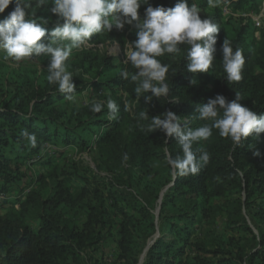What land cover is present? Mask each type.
<instances>
[{"label":"trees","instance_id":"16d2710c","mask_svg":"<svg viewBox=\"0 0 264 264\" xmlns=\"http://www.w3.org/2000/svg\"><path fill=\"white\" fill-rule=\"evenodd\" d=\"M226 2L236 11L247 5L253 9L262 6L264 16V0ZM176 3L177 0L149 2L153 7L166 8ZM188 4H192L191 0ZM50 7L48 3L35 9V18L48 20L45 27L49 30L57 20ZM13 8L10 4L0 13V19ZM200 16L211 17L220 27L212 67L206 73L188 72L185 45H181L179 55L158 57L170 66L167 97H153L148 102L143 96L137 99L136 84L120 76L123 70H137L119 56L100 52L84 51L68 69L79 70L72 78L75 94L89 88L102 90L99 100L105 102V107L100 113L90 111L91 102L71 107L65 94L56 85L48 84L46 77L0 69V193L8 195L21 190L19 181L24 174L19 169L20 161L38 155L46 144L89 150L100 171L110 165H123L125 154L132 167L127 175L130 192L124 193L115 177L103 181L100 176L101 179L91 181V169L80 162L71 161L60 167L53 157L42 158V164L52 166V171L39 175L37 188L16 199L18 210L11 207L0 214V264H74L85 250L102 240L104 230L110 232L114 225L119 255L113 264H264V148L263 158H256L249 166L246 159L254 144H264V133L249 136L236 146L214 129L207 141L194 145L203 146L210 154L208 164L199 173L179 176L167 164V174L155 181L139 174L149 160L166 159L165 149L173 157L182 155L174 137H167L160 130L147 131L152 116L171 110L189 127L196 128L204 123L196 118L197 105L206 104L217 94L231 101L237 92L243 106L258 116L264 114V19L257 38V29L248 17L223 20L220 11ZM127 37L129 42L134 41L135 29ZM113 38L111 31L99 33L91 37L89 44L108 40L122 44V40ZM225 38L233 42L234 49H243L245 65L239 82L227 81L223 70L220 48ZM108 98L119 107L115 120L108 119ZM143 110L149 115L148 120L140 118ZM23 129L36 135L35 148L21 138ZM165 187L158 212L162 234L146 249L142 242L155 233V219L139 196L146 193L158 199ZM241 193L245 196L243 202L238 197ZM222 199L231 200L238 212H233L227 227L214 233L213 247L190 241L188 236L197 228L195 218L208 217L211 202ZM242 206L260 224V247L256 249L247 250L228 235L249 231L241 214ZM115 216L119 221L114 220ZM142 254L146 258L140 262Z\"/></svg>","mask_w":264,"mask_h":264},{"label":"clouds","instance_id":"9594fccd","mask_svg":"<svg viewBox=\"0 0 264 264\" xmlns=\"http://www.w3.org/2000/svg\"><path fill=\"white\" fill-rule=\"evenodd\" d=\"M207 2L209 7L215 8L226 0ZM48 3L51 4L49 11L57 17L51 30L45 27L48 20L35 18V9ZM10 4L14 5L13 10L0 19L2 58L20 62L41 55L47 57L48 84L56 85L71 102L77 99L73 73L68 71L67 64L73 50L88 45L95 34L108 33L113 28L131 25L135 29L136 39L125 45L124 63H130L137 71L123 70L120 76L136 84V97L143 96L145 102L153 97H167L170 93L167 82L170 66L158 57L179 55L181 45H185L187 71L193 74L208 72L214 61L220 27L211 17L202 19L201 9L195 3L189 6L188 0H177L171 8L153 7L149 0H0V13ZM141 5H148L142 19L138 12ZM220 50L227 81L239 82L245 65L243 49H234L233 42L225 38ZM241 99L238 92L231 101L217 94L206 104L197 105L196 118L204 123L196 128L189 127L187 121L171 110L151 117L147 131L160 130L167 137H174L182 150V155L173 157L165 149L166 162L176 175L197 174L208 164L209 152L203 146L196 148L194 145L207 141L214 129L220 137L230 138L236 146L249 136L264 133V114L258 116L243 106ZM88 106L92 113H100L105 102L94 99ZM106 108L108 119L118 118L119 107L115 100L108 98ZM139 116L142 120L149 119L144 110ZM20 136L30 147L37 146L34 133L23 129ZM253 155L259 157L261 153L256 151ZM124 158L127 159V154Z\"/></svg>","mask_w":264,"mask_h":264},{"label":"rangeland","instance_id":"374dc122","mask_svg":"<svg viewBox=\"0 0 264 264\" xmlns=\"http://www.w3.org/2000/svg\"><path fill=\"white\" fill-rule=\"evenodd\" d=\"M150 1L151 0H149V2ZM191 2L195 3L201 9L199 15L211 16L214 15L216 11H220L221 18L223 20L238 17L250 18L253 22L254 27L257 29L255 33L257 38L259 37V30L263 29L264 16L262 6L258 7L257 9H253L249 5H247L242 10L236 11L233 9V7H231L229 2H222L218 7L215 8L209 7L207 0H191ZM147 6L148 5H141V7L138 9L141 19L143 18V14ZM133 29V26L125 25L123 29L113 28L111 30L112 35L114 36L113 39H115V41H117L116 39L122 40V44L108 40L101 44H88L81 49H74L72 56L67 61L68 69L73 66V63L84 51H90L92 53L100 52L126 59L125 45L129 43V38L127 37V35L131 33ZM2 56L3 54L0 53V69L2 71L13 70L17 71L18 73L34 74L35 76L37 75L40 77L47 76L48 58L43 55L35 57L33 58V60L25 59L20 62H15L11 59L4 60ZM72 73L77 74L79 73V70L73 71ZM83 78L89 79V76H83ZM101 93L102 90H93L89 88L88 90H84L78 94H75L77 98L75 102L68 101L67 99L66 100L71 107H83L90 103L92 100L99 99ZM263 148V143L254 144L251 147V154L246 156L248 166L253 164L256 158H263V153L261 152V149ZM92 149L95 150L96 146H93ZM256 151H259L261 153L259 157L253 155V153ZM47 157H53L55 159V164L59 165L60 167L71 161L80 162L82 165L88 166L91 169V181H97L101 179V177L103 181H108L112 177H115L116 182H120L119 186L121 188V191L124 193L130 192L129 185L127 184V175L132 168L130 167L129 159H126L123 165L120 164L117 166H112L109 164L110 168L100 171L97 169L94 158L89 150L81 151L74 145L64 146L62 144H46L45 146H43L38 155H33L26 158L25 160L20 161L19 169L24 174V176L19 181L21 190L11 191L8 193V195H6L5 200H0V214L11 207H13L14 210H18V205L15 204L16 199L19 197H25L30 189L37 188V178L39 175L46 176L52 171V166L42 164L43 159H46ZM142 170L143 172L139 171V174L143 173L141 175H143L146 180L155 181L156 179L161 178L167 174L168 170L166 159H151L149 160L146 168ZM96 176L98 178H95ZM94 184H98V182H94ZM171 185L172 182H169L168 186ZM167 187L162 190V192L159 194L158 199L146 193H141V195L139 196L141 202L150 209L155 219V233L146 237L142 242L145 244L146 249L153 243L155 239H157L162 234L160 229L161 223L160 220H158V212L159 204L163 195L166 194ZM238 197H240L241 202H243V199L245 197L243 196V193H241L240 196L238 195ZM121 206L123 207L124 204L121 203ZM127 209L129 210L128 207ZM233 212L238 211L237 207H234V203L231 200H213L211 202V210L209 212V216L203 220L195 218V225L197 226V228L192 236L191 234L188 236L189 240L195 243H202V245L206 248L213 247L214 233L221 231L223 228L229 225L230 218L234 216ZM113 213L115 214V211H113ZM241 214L249 227V231L243 233L231 232L228 235L234 238V241L241 247L244 246L247 250H251L253 248L256 249L257 247H260L258 240L260 233V224L251 214L246 211L244 207L241 209ZM31 217H33V215H31ZM114 220L119 221V218L115 216ZM116 226L117 225H114L112 228H110V232L104 230L102 232V240L95 246L85 250L83 254H81L80 259L74 264H113L114 261L117 260L116 258L119 255V248L116 243ZM189 252L190 250H188L187 253L189 254ZM202 256L206 258L210 257L207 254H202ZM140 258V262H142L146 258L145 254L140 255Z\"/></svg>","mask_w":264,"mask_h":264},{"label":"built area","instance_id":"2783aa9c","mask_svg":"<svg viewBox=\"0 0 264 264\" xmlns=\"http://www.w3.org/2000/svg\"><path fill=\"white\" fill-rule=\"evenodd\" d=\"M5 198H6V195H5V194H2V193H0V200H5Z\"/></svg>","mask_w":264,"mask_h":264}]
</instances>
